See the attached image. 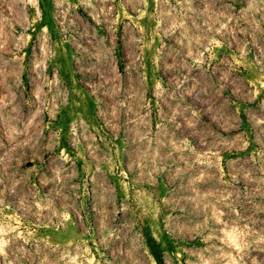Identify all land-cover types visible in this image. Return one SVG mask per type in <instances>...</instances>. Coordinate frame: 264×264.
I'll use <instances>...</instances> for the list:
<instances>
[{
    "label": "rangeland",
    "instance_id": "374dc122",
    "mask_svg": "<svg viewBox=\"0 0 264 264\" xmlns=\"http://www.w3.org/2000/svg\"><path fill=\"white\" fill-rule=\"evenodd\" d=\"M0 264H264V0H0Z\"/></svg>",
    "mask_w": 264,
    "mask_h": 264
}]
</instances>
